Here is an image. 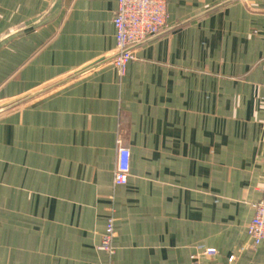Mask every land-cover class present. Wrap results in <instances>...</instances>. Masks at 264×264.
I'll list each match as a JSON object with an SVG mask.
<instances>
[{"label":"crops","instance_id":"crops-1","mask_svg":"<svg viewBox=\"0 0 264 264\" xmlns=\"http://www.w3.org/2000/svg\"><path fill=\"white\" fill-rule=\"evenodd\" d=\"M116 1L0 0V105L31 95L0 112V264H264L247 234L264 0H168L122 73L111 59L73 76L116 53Z\"/></svg>","mask_w":264,"mask_h":264},{"label":"built area","instance_id":"built-area-1","mask_svg":"<svg viewBox=\"0 0 264 264\" xmlns=\"http://www.w3.org/2000/svg\"><path fill=\"white\" fill-rule=\"evenodd\" d=\"M112 23L115 28L116 52L112 59L113 66L123 72L127 64L134 59V49L141 43L158 36L167 29L168 0H117ZM129 149L119 146L117 163L113 175L115 185H124L129 173ZM253 217L247 226V234L252 245L257 246L264 241V181L261 186L259 200L253 205ZM114 236L113 219L107 222L102 240V248L111 250L110 244ZM205 254H214L208 248ZM226 264H236L235 256L230 255Z\"/></svg>","mask_w":264,"mask_h":264},{"label":"water","instance_id":"water-1","mask_svg":"<svg viewBox=\"0 0 264 264\" xmlns=\"http://www.w3.org/2000/svg\"><path fill=\"white\" fill-rule=\"evenodd\" d=\"M117 55V52L116 53H113V54H110V55H107V56H104L102 58H100L99 60H97L96 62L84 67L83 69L81 70H78L77 72H75L73 74V76H78L80 75L81 73H84L92 68H96L98 66H100L101 64H104L106 62H108L109 60L113 59L115 56ZM31 97V95H27V96H24V97H21V98H17V99H13L11 101H8V102H5L3 104L0 105V112L9 108V107H12L14 106L15 104H17L18 102L26 99V98H29Z\"/></svg>","mask_w":264,"mask_h":264}]
</instances>
